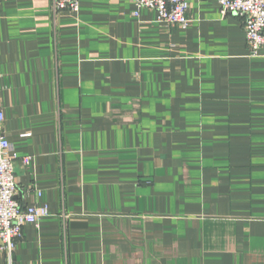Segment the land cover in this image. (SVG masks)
<instances>
[{
    "label": "crops",
    "instance_id": "crops-1",
    "mask_svg": "<svg viewBox=\"0 0 264 264\" xmlns=\"http://www.w3.org/2000/svg\"><path fill=\"white\" fill-rule=\"evenodd\" d=\"M134 8L0 0L15 198L50 212L12 264H264V47L218 0Z\"/></svg>",
    "mask_w": 264,
    "mask_h": 264
},
{
    "label": "built area",
    "instance_id": "built-area-1",
    "mask_svg": "<svg viewBox=\"0 0 264 264\" xmlns=\"http://www.w3.org/2000/svg\"><path fill=\"white\" fill-rule=\"evenodd\" d=\"M189 4L190 0H134L132 13L137 16L141 8L153 9L163 25L185 28L190 22ZM218 4L221 15L232 14L243 19L248 56L255 57L264 47V0H218ZM65 10L77 12L79 0H51L53 15ZM3 119L4 111L0 103V254L5 255L7 264H12L15 241L20 238L23 227L37 225L50 212L45 204L22 206L16 200L18 190L14 165L18 156L10 153L11 144L5 136ZM20 160L27 165L30 157L23 156Z\"/></svg>",
    "mask_w": 264,
    "mask_h": 264
}]
</instances>
